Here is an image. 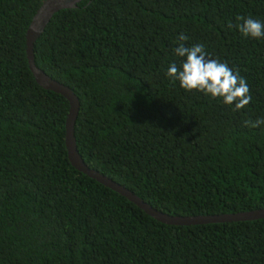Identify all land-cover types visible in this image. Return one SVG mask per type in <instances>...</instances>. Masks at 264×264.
Wrapping results in <instances>:
<instances>
[{
  "label": "trees",
  "instance_id": "16d2710c",
  "mask_svg": "<svg viewBox=\"0 0 264 264\" xmlns=\"http://www.w3.org/2000/svg\"><path fill=\"white\" fill-rule=\"evenodd\" d=\"M46 0H0V264H264V218L188 227L157 222L77 171L68 101L44 90L26 31ZM264 0H83L55 13L34 64L77 97L84 164L157 211L212 216L264 209ZM246 79L239 111L166 77L177 37Z\"/></svg>",
  "mask_w": 264,
  "mask_h": 264
},
{
  "label": "water",
  "instance_id": "95a60500",
  "mask_svg": "<svg viewBox=\"0 0 264 264\" xmlns=\"http://www.w3.org/2000/svg\"><path fill=\"white\" fill-rule=\"evenodd\" d=\"M83 0H46L42 3L29 28L26 31V56L29 69L33 75L36 83L44 90L54 92L61 95L68 101L69 110L65 122V147L67 151L68 160L71 165L80 173L86 175L90 179L95 180L97 183L111 189L120 196L127 199L130 203L134 204L146 215L156 220L159 223L177 226L188 227L207 224H221V223H235L254 221L264 218V209L235 213V214H223L212 216H191V217H175L167 215L152 208L140 198L132 194L123 186L115 183L111 179L99 174L98 172L89 169L81 159L76 146L75 140V123L79 112V102L73 92L63 84L54 81L52 78L43 73L34 64L33 47L36 39L41 35L45 26L52 18V16L66 9H75L78 4Z\"/></svg>",
  "mask_w": 264,
  "mask_h": 264
},
{
  "label": "clouds",
  "instance_id": "9594fccd",
  "mask_svg": "<svg viewBox=\"0 0 264 264\" xmlns=\"http://www.w3.org/2000/svg\"><path fill=\"white\" fill-rule=\"evenodd\" d=\"M235 27L242 37L264 39V22L252 16H237ZM189 38L180 33L173 55L180 58L168 65L165 73L172 84H177L186 92H199L212 99H218L225 106H233L232 111L245 108L251 101L250 88L245 78L234 71L226 62L209 57L203 43L186 46ZM264 125V119L246 120L244 126L259 128Z\"/></svg>",
  "mask_w": 264,
  "mask_h": 264
}]
</instances>
